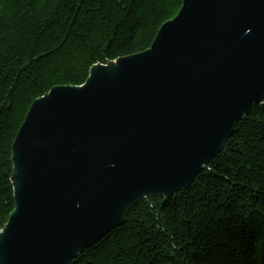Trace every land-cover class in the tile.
<instances>
[{
	"label": "water",
	"instance_id": "obj_1",
	"mask_svg": "<svg viewBox=\"0 0 264 264\" xmlns=\"http://www.w3.org/2000/svg\"><path fill=\"white\" fill-rule=\"evenodd\" d=\"M264 101V0H183L143 51L36 98L13 143L0 264H68L185 190Z\"/></svg>",
	"mask_w": 264,
	"mask_h": 264
},
{
	"label": "trees",
	"instance_id": "obj_2",
	"mask_svg": "<svg viewBox=\"0 0 264 264\" xmlns=\"http://www.w3.org/2000/svg\"><path fill=\"white\" fill-rule=\"evenodd\" d=\"M183 0H0V231L13 143L32 102L149 48ZM68 264H264V101L185 190L148 196Z\"/></svg>",
	"mask_w": 264,
	"mask_h": 264
}]
</instances>
